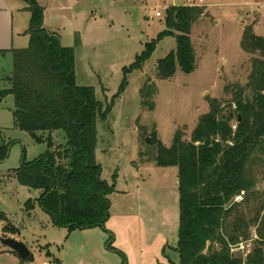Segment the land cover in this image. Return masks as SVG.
<instances>
[{
	"label": "rangeland",
	"instance_id": "374dc122",
	"mask_svg": "<svg viewBox=\"0 0 264 264\" xmlns=\"http://www.w3.org/2000/svg\"><path fill=\"white\" fill-rule=\"evenodd\" d=\"M45 3L57 15L52 21L62 45L74 49L77 85L93 88L104 108L111 107L107 119L97 122L96 159L105 181L113 184L117 173L116 192L110 196L113 208L106 229L69 232L54 227L38 205L39 191L21 186L15 171L24 158L31 162L66 139L54 132L37 141L20 131L15 126L13 96L1 97L0 148L9 145V152L0 161V238L26 244L35 262L21 260L0 242V264H179L175 251L180 223L177 168L156 166L158 148L152 138L168 148L178 131L190 139L200 117L209 112L210 100L225 102L228 87L248 82L252 57L242 51L241 42L248 26L264 38V0ZM194 4L205 9L191 34L197 69L185 74L177 68L171 79H158L159 62L177 49L176 38L166 37L157 42L141 70L126 75L124 69L165 31L166 10ZM12 72V55L0 54V91L10 89ZM147 83L155 93L145 98L142 91ZM256 176L255 191L264 202V167ZM29 200L33 211L27 209ZM254 245L252 240L251 249Z\"/></svg>",
	"mask_w": 264,
	"mask_h": 264
},
{
	"label": "trees",
	"instance_id": "16d2710c",
	"mask_svg": "<svg viewBox=\"0 0 264 264\" xmlns=\"http://www.w3.org/2000/svg\"><path fill=\"white\" fill-rule=\"evenodd\" d=\"M19 1L31 14L30 42L27 48L11 51V87L0 91V98L13 96V116L20 131L37 141L61 132L66 142L31 162L24 158L15 179L39 191L38 205L54 227L69 232L106 229L118 176L114 175L113 184L102 177L96 159L97 122L107 119L111 107L104 108L93 88L77 85L74 49L64 47L60 36L44 27V8L38 0ZM203 16L205 9L198 6L168 8L165 31L124 73L141 70L157 42L166 37L176 38L177 49L159 62L158 79H171L177 68L185 74L194 72L191 34ZM241 49L252 57L248 82L228 87L225 102L210 100L209 112L200 117L190 139L178 131L168 148L152 138L158 148L156 166L178 170L179 264H264V202L255 191L256 174L264 167V38L256 35L253 26L245 29ZM125 85L126 79L120 92ZM142 93L147 98L155 92L147 83ZM8 152L9 145L0 148V161ZM26 205L29 211L35 209L31 200ZM111 240L112 236L108 243ZM240 243H249L248 251L233 253Z\"/></svg>",
	"mask_w": 264,
	"mask_h": 264
},
{
	"label": "crops",
	"instance_id": "0c3cea01",
	"mask_svg": "<svg viewBox=\"0 0 264 264\" xmlns=\"http://www.w3.org/2000/svg\"><path fill=\"white\" fill-rule=\"evenodd\" d=\"M38 3L44 8V27L56 33L52 19L55 20L57 15H54L53 8L49 3H45V0H38ZM26 8V4L19 0H0V54L7 55L11 54L12 50L28 47L30 36L27 32L31 14ZM58 20L61 21V16Z\"/></svg>",
	"mask_w": 264,
	"mask_h": 264
},
{
	"label": "water",
	"instance_id": "95a60500",
	"mask_svg": "<svg viewBox=\"0 0 264 264\" xmlns=\"http://www.w3.org/2000/svg\"><path fill=\"white\" fill-rule=\"evenodd\" d=\"M0 242L15 252L19 258L27 263H34L35 256L32 251L21 241L14 238H0Z\"/></svg>",
	"mask_w": 264,
	"mask_h": 264
},
{
	"label": "built area",
	"instance_id": "2783aa9c",
	"mask_svg": "<svg viewBox=\"0 0 264 264\" xmlns=\"http://www.w3.org/2000/svg\"><path fill=\"white\" fill-rule=\"evenodd\" d=\"M193 6H195V4ZM262 7L264 8V5H262ZM156 16L157 17H160L161 16V13L160 12H157L156 13ZM240 199H241V197L238 198V200H240ZM249 247H250L249 243H247V244L246 243H240L239 245L235 246L232 249V252L233 253H245V252L248 251Z\"/></svg>",
	"mask_w": 264,
	"mask_h": 264
}]
</instances>
